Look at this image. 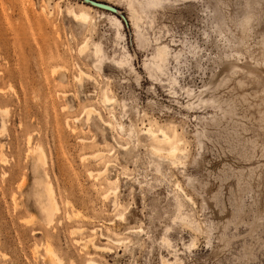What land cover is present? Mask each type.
<instances>
[{"label": "rangeland", "instance_id": "374dc122", "mask_svg": "<svg viewBox=\"0 0 264 264\" xmlns=\"http://www.w3.org/2000/svg\"><path fill=\"white\" fill-rule=\"evenodd\" d=\"M4 110L0 264H43L48 246L65 264H264V0H0ZM178 143L175 165L151 151ZM44 177L52 224L35 200Z\"/></svg>", "mask_w": 264, "mask_h": 264}, {"label": "bare ground", "instance_id": "6f19581e", "mask_svg": "<svg viewBox=\"0 0 264 264\" xmlns=\"http://www.w3.org/2000/svg\"><path fill=\"white\" fill-rule=\"evenodd\" d=\"M130 6L133 9L132 4ZM133 13H135V12H133ZM68 14L75 21L79 22L82 26H85V27L87 25H90V23L92 21V17H91V15H90V13L86 7H84V8L79 7L77 9L76 8H69ZM135 17H136L135 26L139 29L138 22L140 20L137 18V16H135ZM117 21L118 20H116V23H117ZM116 25H118V23ZM118 36H119V38L121 37L120 32H118ZM142 40H143L144 45L148 46L150 44L149 40H147L144 36H142ZM88 48H89V44L86 43L83 46H81L80 52L85 53V52H87ZM94 55L96 56V58H98V63L96 66H98L100 68V66H102V63L106 58L104 51H103V48H102V45L99 44V45L95 46ZM167 57H168L167 47L166 46L158 47L156 49V54L152 57V60H153V62L151 63L152 67L162 71V65L165 62V60L167 59ZM115 63L119 67H122V68L126 67L127 65H131L128 61H126L125 58H123L120 62L115 61ZM132 70L134 71L133 66H132ZM85 76L89 77V75H87V73L85 74L83 71H81L80 75L78 77V81L82 82L83 78ZM102 103L105 106H107L109 104L115 103V101H114V99H111L107 94H104L102 97ZM6 112H7L6 110L0 111L1 114H5ZM86 114H87L88 120H92V118L95 116V117H98L107 126L112 127V125L110 123H106L103 121L101 114L95 108L90 107L86 111ZM119 128L121 131H123V132L125 131L124 125H120ZM129 130H130L129 134L132 137L133 136L135 137V135L137 134V132L135 131V128L131 125L129 127ZM144 134L147 136L148 139H151V140H159L160 142H170L171 141L170 135L161 128L157 129V128L151 126L144 132ZM179 143H178V145H176V146L174 145L173 147H171L169 150H164V149L153 146L151 151L155 156H158L160 159L161 158L168 159L171 162V164L175 165L180 160V158L178 156L179 153L182 152V149L180 148L181 144H179ZM3 155H1V156H3ZM95 157L101 158V154H98ZM34 159H35L37 167H42V166L46 165V162H47L46 161L47 160L46 153H45V150L41 146L37 147L36 155L34 156ZM107 172H108V166L103 173L106 174ZM103 173H101V174H103ZM101 174H99V175L102 176ZM44 178L45 179H43L41 181H37L38 184H37L36 191H35V200H36L41 212L45 216L46 222L48 224H52L54 222L55 215L60 212V205L56 200L55 191H54L52 184L46 180V177H44ZM36 179H37V177H36ZM107 196H109V195H107ZM115 204H116V202H115ZM122 219H123V217H122ZM93 233H95V231H93ZM93 240H94L93 238L89 239V242L91 243L89 245H91L96 251L99 250V251L103 252L104 250H107L105 247H98L94 243ZM87 246H88V244H87ZM87 248H89V246ZM46 257H47V259L45 260V262L43 264H65L63 259L57 254V252L51 246H48L46 249ZM86 263L87 264H98L96 261L93 260V258H89ZM163 264H170V263L165 260V261H163Z\"/></svg>", "mask_w": 264, "mask_h": 264}]
</instances>
